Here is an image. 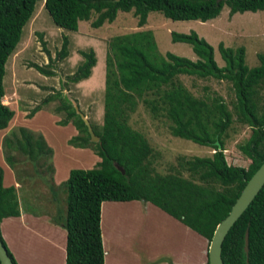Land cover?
<instances>
[{
    "label": "trees",
    "instance_id": "1",
    "mask_svg": "<svg viewBox=\"0 0 264 264\" xmlns=\"http://www.w3.org/2000/svg\"><path fill=\"white\" fill-rule=\"evenodd\" d=\"M35 1L0 0V129L13 116V110L3 101L4 64L32 15ZM42 3L57 25L71 30H77L79 21L90 19L92 13L96 15L90 24L99 28L113 22L118 11H133L141 27L154 11L172 20L205 22L216 17L225 5L230 14L264 9V0H42ZM170 36L171 42L188 44L196 58L191 60L171 52L160 54L150 29L109 39L104 56L102 122L99 130L92 127L98 138L95 142L90 140L86 123L61 90L41 100L45 103L58 98L55 108L63 110L64 116L55 122H71L77 131L66 142L89 147L99 158L93 166L69 168L67 177L59 182L66 189L65 217L51 215V220L65 229L64 264H103L99 227L103 201L151 202L203 236L208 245L215 225L228 214L246 181L264 159V98L260 93L264 85V52L257 53V64L248 66L242 45L231 47L219 41L216 48L223 64L218 65L213 46L196 31H171ZM67 53L64 34L57 55L64 57ZM78 53L82 59L68 76L71 82L88 77L96 61L92 47L78 49ZM31 65L45 75L52 74L36 63ZM179 75L230 81L234 92L231 108L219 95L209 101L192 95L179 81ZM146 94L154 97L147 98ZM140 99L152 113L159 112L171 122L168 130L172 136L209 147L212 152L180 157L176 169L156 172L151 162L152 148L128 124V113ZM38 108L33 107L26 116ZM234 120L250 129L247 137L236 143L248 160L245 166L228 163L223 152L227 129ZM1 150L17 181V164L22 161L34 160L38 166L43 164L44 170L52 171V148L40 132L18 126L2 137ZM20 198L13 185H2L0 167V220L22 213H40L29 204L25 206L26 199ZM245 229L246 252L243 250ZM0 240L12 264H16L1 235ZM220 255L224 264H264V184L227 229Z\"/></svg>",
    "mask_w": 264,
    "mask_h": 264
},
{
    "label": "rangeland",
    "instance_id": "2",
    "mask_svg": "<svg viewBox=\"0 0 264 264\" xmlns=\"http://www.w3.org/2000/svg\"><path fill=\"white\" fill-rule=\"evenodd\" d=\"M95 15L96 13H92L90 19L80 20L78 29L71 30L57 25L42 0H36L32 15L24 24L19 41L4 64L2 78L3 101L13 111L15 109L23 110L25 117H27L26 114L33 107H42L40 110L43 109L42 111L49 114H39L40 122L38 119L34 123L38 125L37 128L47 133L55 142L58 140V133L52 124L57 126L59 123H56L54 118H51V123H49L50 116L58 113L62 117L64 116V111H56L55 107L59 102L56 97L45 103H42L41 100L46 95H53L56 90H61V93L70 99L72 105L76 106L77 110L87 120L91 130L92 127L96 130L100 129L103 113L104 56L107 42L115 35L150 29L154 33V40L160 54L171 52L194 60L196 57L190 46L183 42H171L170 36L171 31L188 33L190 30H194L213 46V56L218 65L223 64V60L216 48V44L219 41H223L224 45L231 47L242 45L244 47V62L248 66L257 64V53L264 52V9L237 11L230 14L229 7L225 5L216 17L205 22L200 20H172L154 11L149 13L147 23L142 29L138 27L137 18L134 16L133 11H118L113 22H106L99 28L90 24L91 19ZM64 34L67 35L68 53L64 57H58L57 53ZM88 47L94 49L96 59L92 68L91 78L86 83L82 80L71 82L68 80V76L75 70L82 59L78 49H87ZM32 63L51 70L52 74L45 75L39 72L31 65ZM178 79L192 95L200 98H209L207 99L208 101L212 96L219 95L227 107L231 108L234 92L230 81L213 77L197 78L187 75H179ZM260 93L264 98V85L260 88ZM146 96L147 98L154 97L152 94H146ZM45 107L54 113L49 112ZM15 119H12L13 121L5 130L0 132V135L10 130H16L18 125H14ZM170 123L159 112L152 113L147 108V104L141 99L137 101L135 109L128 113V124L131 128L139 131L152 148L154 157L151 162L158 173H166L170 169H176L180 157L205 156L212 152L209 147L200 146L189 140L172 136L168 130ZM249 131L248 126L235 120L229 125L226 132L227 137L224 139L225 148L223 149L228 163L246 165L248 160L238 150L236 143L243 141ZM16 157L18 159L22 158L20 155H16ZM71 162L72 160H69L65 163ZM73 162L77 164H73L70 167H80L78 165L80 163L88 164L85 160L79 159L73 160ZM17 166L18 181L13 171L9 169L15 177V188L21 197L20 199H26L25 206L29 204L35 211L49 213L50 217L54 215L57 218V215H59L60 218H64L66 209V189L64 185L54 184L50 171L48 169L44 170L45 166L43 164L40 166L36 165L34 160L33 162H19ZM184 175L188 176L186 172H184ZM118 209L113 211L110 217L111 221L102 225L105 233L108 232L109 234L108 239H111L110 243L113 248L118 244L114 243V241H118V235H114V232L119 230V237L123 243L129 241L131 238L124 239L125 235L129 233L127 229H130L127 223L129 221L134 222L137 218L136 215L129 214L123 207ZM141 222H139V226H136V236H132L135 243L151 236L146 235ZM129 235L131 237V233L128 234V237ZM113 239L115 240L113 241ZM147 247L140 244L135 246L137 250ZM46 249L44 250L49 252ZM148 250L151 253L154 252V248H149ZM45 251L42 252L41 256H37H40L41 259L43 257L46 258L47 260L44 264H49L50 256ZM138 257L139 255L134 253L132 264L138 263ZM108 262L112 264L111 260ZM121 263L123 264V260Z\"/></svg>",
    "mask_w": 264,
    "mask_h": 264
},
{
    "label": "crops",
    "instance_id": "3",
    "mask_svg": "<svg viewBox=\"0 0 264 264\" xmlns=\"http://www.w3.org/2000/svg\"><path fill=\"white\" fill-rule=\"evenodd\" d=\"M142 28L143 26H141ZM92 68L89 76L80 79V81L82 80L84 83L88 82L91 78ZM41 108L35 110L29 117L24 116L23 110L19 111V109H15L7 126L0 129V132L5 130L14 118H16V121L13 122L15 123L14 125L39 131L47 144L52 148L51 162L53 168L50 175L53 183H57L56 185H58L61 180L67 177L69 167L77 164L73 160H85L88 164L84 165L80 163L78 165L80 167H90L99 158L88 147L73 146L66 142L67 138L77 133L76 128L71 122L57 126L52 124L58 133L57 142L51 139L43 130L37 128L38 125L34 122L38 119L40 122L39 114H49L42 111L43 109L40 110ZM45 108L47 109V107ZM60 116V114L54 113L50 116L49 123H51V118L55 120L60 118ZM5 134L0 135L2 185L5 187L13 185L15 187V177L5 164L1 150V140ZM69 160H72V162L66 164L65 162ZM119 207H123L129 214H134L137 218L135 219L136 221H129L127 223L130 227V229H127L128 234L131 233V237L130 235L128 237V234H126L124 239L131 238L129 241L123 243L119 237V230L114 232V235H118V241H114L115 239L113 241L118 244L113 248V245L110 243L111 239H108L109 234L108 232L105 233L102 225L111 221L110 217L113 211ZM50 218L47 212H40L37 215L22 213L16 217L9 216L0 220V235L15 259L16 264H44L47 259L44 257L41 259L40 256L46 248V250H49V252L45 251L50 256L49 264H64L65 229ZM139 222L142 223L141 225L145 229L146 235L151 236L145 237L143 240L135 243L132 236H136V226H139ZM100 226L103 264H109V260H111L112 264H122V260L123 264H132L134 253L139 255L138 263L136 262V264H205L207 260V240L151 202L137 200L103 201L101 203ZM138 244L148 247L137 250L135 246ZM149 248H154V252L151 253L148 250ZM135 258L137 259V257Z\"/></svg>",
    "mask_w": 264,
    "mask_h": 264
},
{
    "label": "water",
    "instance_id": "4",
    "mask_svg": "<svg viewBox=\"0 0 264 264\" xmlns=\"http://www.w3.org/2000/svg\"><path fill=\"white\" fill-rule=\"evenodd\" d=\"M76 111L80 114L81 118L84 120L87 126V130L90 134V139L97 141V136L93 134L89 123L84 118L82 113L77 110L76 106L74 107ZM217 142V141H215ZM259 167L252 173L249 179L246 181L245 185L241 189L240 194L235 199L232 204L228 214L223 217L218 224L215 225V228L212 232V236L207 245V262L208 264H224L221 255V242L222 239L229 228L230 225L238 218V216L244 211L256 193L264 184V159L258 165ZM247 229L243 233V250L247 251ZM0 264H12L10 257L7 254L5 247L2 245L0 240Z\"/></svg>",
    "mask_w": 264,
    "mask_h": 264
},
{
    "label": "clouds",
    "instance_id": "5",
    "mask_svg": "<svg viewBox=\"0 0 264 264\" xmlns=\"http://www.w3.org/2000/svg\"><path fill=\"white\" fill-rule=\"evenodd\" d=\"M13 52V51H12Z\"/></svg>",
    "mask_w": 264,
    "mask_h": 264
}]
</instances>
